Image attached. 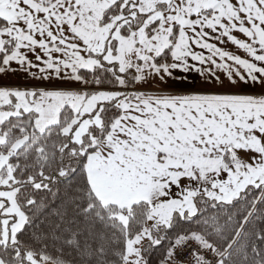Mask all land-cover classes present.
<instances>
[{"label": "snow or ice", "instance_id": "1", "mask_svg": "<svg viewBox=\"0 0 264 264\" xmlns=\"http://www.w3.org/2000/svg\"><path fill=\"white\" fill-rule=\"evenodd\" d=\"M113 2L117 11L109 5L96 19L92 0H0V28L26 33L31 39L18 51L31 44L36 56L33 67L27 54L0 53V75L15 65L41 80L80 84L90 76L89 87L123 101L117 108L151 116L149 130L170 145L216 147L229 138L264 136V0ZM122 40L131 41L130 52L122 54ZM70 41L77 63L52 48ZM48 60H63V72L42 63ZM132 85L158 95L149 99L141 88L124 99L109 91Z\"/></svg>", "mask_w": 264, "mask_h": 264}, {"label": "trees", "instance_id": "2", "mask_svg": "<svg viewBox=\"0 0 264 264\" xmlns=\"http://www.w3.org/2000/svg\"><path fill=\"white\" fill-rule=\"evenodd\" d=\"M111 5L115 13L117 6ZM15 44V38L2 42L3 58ZM93 83L89 76L81 87L97 90L89 87ZM128 90H120L126 94L124 99L133 96ZM122 103L117 100L98 106L101 124L89 126L80 144L73 141V134L91 115L78 116L70 105L60 108L54 121L43 128L37 125V112H16L15 97L10 96L1 107L6 117L0 121V156L8 158L0 174L11 170L25 215L15 239L0 240L4 264H124L126 241L143 229L148 204L103 203L94 193L85 167L88 155L98 149L120 116L116 104ZM90 138L94 144L87 146L85 140ZM197 206L193 216L174 214L159 242L143 249L144 264H161L181 238L192 236L224 254L220 264H264V188H249L231 203L198 199Z\"/></svg>", "mask_w": 264, "mask_h": 264}, {"label": "rangeland", "instance_id": "3", "mask_svg": "<svg viewBox=\"0 0 264 264\" xmlns=\"http://www.w3.org/2000/svg\"><path fill=\"white\" fill-rule=\"evenodd\" d=\"M113 3V0H104L103 3H95V0H92V3H90L88 6L93 7L95 9V17L96 19H99L100 16L103 14L104 10ZM78 31L83 32V29H79ZM86 35L91 36V33H86ZM131 50V41L122 40V54L130 52ZM9 89L10 88L6 86L0 85V104L4 99V94L2 93ZM48 90L56 91V93H58V97L62 96L63 93H66L68 96L70 95V93H74L75 97H77L81 101L78 102V100H72V103H69V105L74 108L78 116L83 114L91 115V117L83 119V121L80 123V125L73 134L72 139L77 144H80L83 141V136L88 132L89 126H100L101 120L98 106H103L106 103L111 102L113 99L110 95L102 96L100 94L101 89L91 91L83 87H75L69 89L51 87L48 88ZM120 90L121 89H109V91L112 93H120ZM3 114L4 112L0 114V120ZM52 121L54 120H50L43 115L39 120L38 127L43 128ZM67 127L64 129L65 132L69 130ZM85 142L87 143V146H92L94 144V140L92 138L87 139V141L85 140ZM101 147L102 146H99V149H101ZM178 150L168 149V151H165L166 153L155 155L152 154L156 161H161L168 165L167 176L165 173L166 167L158 169L162 170L163 177L155 179L156 183L152 181L154 183L146 185L144 178H137L139 179L138 181L140 184L136 185L129 182H125V176L121 175V177H119L118 182L112 181L110 183V186H107L111 189H128L134 187V189H137L139 191L138 196H133L130 199H115L117 200V202H119L116 203V205L129 206L133 203H137L140 201H144L148 204L146 223L143 229L134 238L128 239L126 241V255L124 264H144V257L142 253L143 249L151 247L159 242L161 238V231L163 230V228H166L170 225L174 214H177L182 218H187L196 214L198 211V199L209 200L211 202L216 203H231L249 188H264V175L263 173H261V169H250L249 167L244 165L246 164L244 162V164H236L237 171L242 170L240 166L245 167L246 170L250 169L256 171L249 178L252 181L251 183H244V177L234 175L233 173L231 174V176L226 178H216L215 176L219 173L221 174L223 170H228V168L224 165L223 158L221 157V155L214 153L213 156L209 154L205 157V153H202L203 159L200 162H194V158L199 157L201 155V152L188 153L186 151L181 150L180 152H177ZM118 151H121L122 155H124L122 159L123 164H126L129 168L123 170H126L127 174L131 173V175L133 176L138 175L141 170L136 169L138 167V164H142V162H140V159H138L135 151L130 148H121V150ZM122 155L120 156L122 157ZM7 158L8 155L0 156V171L4 166L7 165ZM212 158L213 163H209L212 161ZM105 159L106 162L109 161V158H105L102 152H98L94 156L93 161L95 163H98V161L103 162V160ZM148 162H153V158H150ZM182 162L186 166H192L194 170L192 174V184H186L181 177V173L183 171L181 168ZM201 165L203 166V168H208L211 172L214 171V173L210 175L196 173V169L199 168ZM170 166H173L174 168H177L178 171H181L180 175H172L173 171ZM97 171L98 170L94 168L93 164L90 163V172L93 182L94 177L98 176ZM157 175L158 173H156L154 177H156ZM163 182V185H158V183ZM94 187L98 192L99 196H101V201L103 203L113 202L109 200L114 199H110L101 194L98 184H94ZM173 187L176 189H172ZM17 191L18 186H16V183L13 180L12 172L9 168H7V172L5 174H0L1 242H7V240L9 239L14 240L16 233L23 227L25 223V215L17 201ZM108 193L115 194V191L112 190ZM192 237H194V239L198 238L195 236ZM0 264L4 263L0 260Z\"/></svg>", "mask_w": 264, "mask_h": 264}, {"label": "crops", "instance_id": "4", "mask_svg": "<svg viewBox=\"0 0 264 264\" xmlns=\"http://www.w3.org/2000/svg\"><path fill=\"white\" fill-rule=\"evenodd\" d=\"M103 12V11H102ZM39 23L44 24L45 28L47 27L46 23L44 21H40ZM0 49L2 48V42L9 39V38H15L16 44L13 49V51L5 58L10 59L12 57H15L17 55L23 57L25 54H27L28 60L32 61V66H36V56L32 55V46L31 44L27 49L24 50L23 53L19 52L18 49L20 45L25 40H30L31 38L27 36L26 33L20 32L19 29H16L14 31H11L9 33V29L0 30ZM58 37H62L64 39H68L67 37H64V34L58 33ZM37 39H46L47 37H36ZM73 43L74 41H70L67 46H61L58 42L52 45V48L59 49L60 55L63 56L65 53H68V59L71 60L72 63H77V59L74 57L73 53ZM44 53L40 49H36V55H43ZM42 63L45 64V66L51 64L53 67H59L60 71L63 72V60H48L43 61ZM79 63H85L83 61H80ZM3 65H1L0 68H2ZM39 73L37 72H29L27 68H16L15 65H13L11 68L8 69L7 72H4L2 75H0V85L6 86L10 88L9 90L3 92L4 99L2 103L0 104V109L3 105L8 103L10 96L15 97L17 100V111H30L33 110L38 113V119H37V125L39 123V120L41 116H45L46 118L50 120H54L57 113L59 112L60 108H62L64 105H69V103H72V100H78L77 97H75L74 93H70L68 96L66 93H63L62 96L58 97V93L56 91L48 90V88L51 87H58L61 89H69V88H80V84L72 83V81L69 80H41V79H35L34 76H38ZM14 88V89H13ZM141 88L144 89L147 98L151 99L158 94L152 91H148L147 86H139V85H133V88L130 91L133 93V96H139ZM132 96V97H133ZM70 100V101H69ZM69 101V102H68ZM22 104V106H21ZM123 104V103H122ZM0 110V114H1ZM162 114V113H161ZM140 116V119H133V117ZM6 117V114H3L1 116V120H3ZM122 117H127L126 119H122ZM0 120V121H1ZM151 121V116H141L140 113H137L136 111H122L120 116L115 120L109 134L105 137V139L102 141V143L99 146H102L101 149H98L89 154L85 163L86 172L88 176V180L90 182V185L96 194V196L102 200L101 196H99L98 192L96 191L94 184H98L99 190L101 194L105 197H108L109 200L113 201L110 203H119L115 199H121V200H127L130 199L133 196H138L139 191L137 189L132 188H113L111 189L110 183L112 181L118 182L119 177L125 176L126 181L132 184H140L139 179L137 178H144V181L146 185L150 183H154L155 179L163 177L162 170H158L160 168L165 169L166 176L168 174L166 163L161 161H156L153 155L155 154H161L166 153L165 151L169 150H178L186 151L188 153L191 152H201V155L199 157L194 158V162H200L203 159L202 153H205V157L207 155L213 156L214 153L221 155L223 158V162L225 167L228 168V170H223V172L215 177H222L226 178L231 176L233 173L234 175L242 176L244 177L243 182L244 183H251L252 181L249 179L253 173H255V170L250 169H261V173L264 175V136H255L252 134H248L247 138H244L243 136L239 139L235 138H229L226 142L223 144L216 146V147H205L203 145L197 144L195 147H185L183 145H170L168 142H161L158 134L155 132L149 130ZM121 148L125 149H132L137 154L138 159H140V162L142 164H138V167L136 170H141L140 173L136 176H133L130 174H127L126 170L123 169H129L126 164H123V156L121 151ZM178 150L177 152H180ZM127 151V150H126ZM102 152L104 154V157H108L109 161L106 162V159L103 160V162L98 161V163H95L93 161L94 156L98 153ZM153 154V155H152ZM122 155V157L120 156ZM150 158H153V162H148ZM219 158V157H218ZM193 162V163H194ZM246 164H244V163ZM90 163L93 164L94 168L97 169V177H94V182L92 181V176L90 172ZM209 163H213L212 161ZM237 163H242L249 167L250 169H247L245 167L240 166L242 169L241 171H237ZM192 164V163H191ZM166 165V166H165ZM195 166V165H193ZM172 169V175H180L181 171H178L177 168H174L173 166H170ZM182 173L181 177L183 181L186 184H192V174L194 172L192 166H186L185 164L181 165ZM169 170V169H168ZM158 175L154 177V175ZM196 173L198 174H205L210 175L213 172H211L208 168H203L201 165L199 168L196 169ZM154 181V182H152ZM156 183V182H155ZM163 183H158V185H163ZM145 185V184H144ZM159 188V187H158ZM176 189V188H172ZM112 190L115 191V194L108 193ZM160 190V189H159ZM109 195V196H108Z\"/></svg>", "mask_w": 264, "mask_h": 264}, {"label": "built area", "instance_id": "5", "mask_svg": "<svg viewBox=\"0 0 264 264\" xmlns=\"http://www.w3.org/2000/svg\"><path fill=\"white\" fill-rule=\"evenodd\" d=\"M224 254L194 237L181 238L161 264H220Z\"/></svg>", "mask_w": 264, "mask_h": 264}]
</instances>
